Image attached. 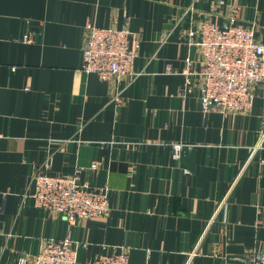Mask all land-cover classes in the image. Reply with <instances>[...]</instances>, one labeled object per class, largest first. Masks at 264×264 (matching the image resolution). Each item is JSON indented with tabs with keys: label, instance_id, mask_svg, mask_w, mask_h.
<instances>
[{
	"label": "crops",
	"instance_id": "crops-1",
	"mask_svg": "<svg viewBox=\"0 0 264 264\" xmlns=\"http://www.w3.org/2000/svg\"><path fill=\"white\" fill-rule=\"evenodd\" d=\"M234 6L245 27H264V0H0V264L69 237L81 260L124 252L131 264H249L264 255L262 90L248 114L228 117L181 94L189 30L222 23ZM88 25L129 27L142 76L85 73ZM173 144L185 147L179 159ZM37 169L81 171L84 184L109 187L111 213L71 227L35 208Z\"/></svg>",
	"mask_w": 264,
	"mask_h": 264
},
{
	"label": "built area",
	"instance_id": "built-area-1",
	"mask_svg": "<svg viewBox=\"0 0 264 264\" xmlns=\"http://www.w3.org/2000/svg\"><path fill=\"white\" fill-rule=\"evenodd\" d=\"M223 6L225 3L221 2L220 7ZM239 10L234 6L222 23L201 21L187 34L186 43L193 54L184 60L181 94L194 95L204 114L246 115L255 105L256 89L264 94V27H245L240 22ZM86 33L82 66L85 73L96 75L102 82L117 77L134 81L142 76L134 70L141 42L129 27L101 29L88 25ZM165 73L177 74L172 64L166 66ZM115 99L118 104L124 101L120 95ZM184 148L182 144L172 145L176 159ZM92 169L97 170V166ZM82 178L81 171L72 177H54L37 169L31 177L33 192L28 197L35 208L62 217L71 227L79 221L106 218L112 211L109 187L97 189L84 184ZM81 248L71 237L49 240L37 254L22 255L16 264H131L124 252L81 260ZM248 258L249 264H264L262 254Z\"/></svg>",
	"mask_w": 264,
	"mask_h": 264
}]
</instances>
